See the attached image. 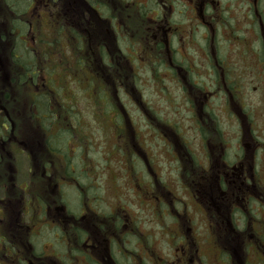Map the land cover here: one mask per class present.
<instances>
[{
	"label": "rangeland",
	"instance_id": "1",
	"mask_svg": "<svg viewBox=\"0 0 264 264\" xmlns=\"http://www.w3.org/2000/svg\"><path fill=\"white\" fill-rule=\"evenodd\" d=\"M26 1L29 2V0ZM32 1L18 5L12 3L17 5L15 7L21 13V18L18 17L16 21L15 37L18 35L19 39L27 40L26 43L20 42L22 43L21 48L18 49L20 52H29L32 49L30 55L35 53V57L37 52L40 56L43 55L39 61V77L43 73L52 74L54 72L52 64L59 66L58 72L54 76L55 85L52 87V92L54 93L59 88L60 98L64 100L65 109H61V112L56 109L49 121L55 123L58 116L61 115L52 132L57 134L59 130H66L62 134L61 143H58L60 146L59 155L49 151L45 144V132L40 129L29 114V89L24 84L25 81L20 83L10 77L0 80L2 115L5 116V113L10 115L12 107L10 110L8 107L11 100L15 101L18 98L20 103L17 114L22 111L24 115L23 119H16V123L12 122V130L9 133H5L7 129L4 128L8 116L3 118L0 123V196L8 197L7 207L18 210L19 223L29 225L37 219L35 211L39 209L40 203L46 202L47 208L52 209L57 204L55 203L57 197L62 200L60 190L55 186L56 182H73L79 188L89 185L90 179H92L93 186L96 188H91V195L105 196V201L98 203L96 208L100 212H109L111 204L116 207L122 206L135 217L138 229L145 233L146 239L138 230L137 238L142 241L149 240V244H152L153 252L151 255L150 252H145L144 260H142L144 264H158L156 261L160 259L159 256L165 258L163 264H177L173 262V259L175 256L176 259H179L177 253H180V257L182 256L181 248H179V243L182 241L175 233L181 230L177 221H180L184 236L189 237L193 245V239L196 238L199 241L197 242L198 246H194L199 249L200 255L199 257L198 254L194 256L193 264H215L217 247L210 242L211 236L206 230L204 222L205 215L199 210L197 201L192 196L196 192V188L200 186L199 179H197L198 173L195 171L196 169L191 171L192 167H189L188 170L181 169V164L177 161V157H180L181 160L188 152L183 148L182 140L187 142L186 145L196 157L195 162L198 165L205 164L206 161V157L203 156L200 132L193 116L192 107L189 106L188 94L192 96V91L197 92L193 85L200 88L204 83L207 84L208 89H216L209 112L213 114L219 126L220 139L217 134L213 137L215 145L211 150V157L214 161L211 167L216 166V170L217 165L219 166L218 156L223 140H230V143H227V155L230 160L234 159L238 148L242 152V146L245 149L243 152H247V156L251 155L248 146L251 145L250 139L253 138V133L255 132L258 140L264 139V63L261 61L259 53L260 47L262 48V39L264 42V0H257L254 6L252 0H224L225 2L230 1V3H221V0H218V3H214L213 10L217 12V18L221 17V19L218 18L214 27L211 22L209 25L203 23L202 27L197 28L195 40L183 41L182 36H176L171 40L175 53L177 49L182 50V56L186 57V62L188 61L190 64V61L193 62L194 59L197 61V66H193L196 70V72L193 70L196 77L192 78L188 73L187 77H191L193 80L185 79L191 88L188 93L184 94L181 83L172 75L175 67L173 70L166 71L164 64L159 63L155 64V69L150 66L141 68L140 78L137 80L141 97L135 89L132 91L140 97L136 104L143 109L145 116L142 110L138 109L127 96L126 91L118 90L117 93L129 113L127 119H122L119 115L118 123L123 121V127L125 125L133 127L130 134L123 137V149L115 146L118 142L117 130H113V127L106 129L108 126H104V131L100 129L103 126L98 118L100 109L96 105H92L91 98H89V93L92 92L96 95L98 103V100H102L99 81L105 76L101 64L102 59L100 55L94 53V50L99 46L96 45L97 38L95 37L104 38L101 33L104 32V29L94 26L96 11L88 6L87 13L84 12L87 3H69L67 10L70 13L72 27L64 25L67 33L60 28L58 30L60 36L57 34L58 39H56L55 26L49 21V19L54 20L55 14L50 17L51 7L49 6H52L53 12L56 13L55 10L59 5L57 12L59 14L63 10L65 1L62 0V3L58 1L57 6L55 3H49L50 0H41L37 4H33ZM204 7L206 8L205 4ZM254 7H256L255 10ZM253 11H255L258 22L253 19ZM203 13L206 15L207 21L211 19L204 10ZM190 14L192 12L188 10V20L182 19V16L177 18V20H181L180 30L183 34L188 28L192 30L195 26V20H191ZM5 17H8L7 8L0 1V26L6 31ZM112 25L114 38H117V35H122L119 31L116 32L115 25ZM50 27H52V31H50ZM210 33L213 38L215 36V41L214 39L208 40ZM242 33L246 34L245 38ZM11 37L14 38V35L12 34ZM60 38H64V41ZM53 39L55 40L51 45ZM123 40L125 41V37ZM124 41H119L122 43L120 46L123 52L128 55L129 50L127 51V49L130 48L123 44ZM106 44V50L113 49L114 43L111 40H106ZM195 44L196 46H194ZM248 45L251 46L248 47ZM256 47L259 56H253ZM8 50L9 48L5 52L6 56L2 63L0 62V71L3 68V72L10 64V59L7 60L10 56ZM74 50L76 51L74 52ZM217 50L230 62V95L234 96L233 103L230 99V104L227 103V96L221 87L217 89V86L212 82V75L209 71L212 59L210 51L216 52ZM176 56L179 59L180 53ZM70 58L73 59V66L77 70L71 68L70 72H66L70 65ZM77 59L82 61L81 67L75 65ZM86 60L92 62L90 71H93L94 74L93 77L88 76L92 78L91 80L86 75L85 66H90ZM27 75L33 76L35 71L30 68ZM155 75L158 76L156 77L158 80ZM39 77L29 80L33 82L42 80L47 82L48 80L45 74ZM25 80L28 79L25 78ZM88 81H90L89 84ZM232 82L237 85V88L234 89L231 86ZM107 85L111 87V84ZM127 90H130V87ZM110 91L115 93L113 87ZM198 94L199 92H197ZM106 104L107 101L104 102V105ZM152 106L153 109H151ZM60 107L62 108L61 103ZM155 108L157 112H154ZM149 116L155 129L160 127L164 129L165 127V134L170 135L171 148L166 145L163 136L159 135V131L150 127ZM101 118L105 123H108L111 118V110L107 108ZM9 120H11V116ZM250 127L256 131L251 130V136L247 131L244 134V142L240 143L241 129L244 131ZM133 129L136 131L135 135H132ZM19 142L25 145L29 154L31 152L32 162L28 154L25 155L22 151L19 155L14 153ZM254 151H256L257 157L255 169L260 174V178L251 181V190L255 193L252 194L253 200H249L247 203L250 211L248 221L251 219L252 223L258 224L261 222L264 227V207L260 205V197L264 195V156H261V149L258 146ZM63 156H65V160ZM67 161L69 166H67ZM93 161L96 163L94 170L88 164L89 162L92 164ZM72 163H74L73 168ZM29 165L32 166L31 169ZM134 169L137 171L135 172ZM73 175L76 177L77 184L73 180ZM87 176L88 179L90 178L89 182H87ZM210 182H215V180H210ZM75 189L77 190L76 187L65 185L62 194L64 193L66 200L63 199V201L67 202L69 209L80 213L76 210L82 208L86 195L80 191L76 192ZM153 191L162 197L164 194L168 196L164 202L174 205L175 212L172 215L166 217L167 207L157 213L155 209H158L159 206H155L154 199L157 196L153 194ZM168 191H171L176 197L173 202ZM23 210L26 211V214ZM177 213H181L180 218ZM7 218L10 220V216ZM238 223L241 227L243 226V221L239 220ZM235 224L237 225V222ZM223 226L226 228L227 222H224ZM43 234H46V237L41 240V243L35 240L36 247L40 250L48 249L51 242V231L45 230ZM200 238L209 242H200L198 240ZM133 240L135 241V239ZM262 242L264 246V234ZM232 244L230 243V246ZM62 246L65 245L62 244ZM135 247L136 245L133 244L132 248ZM60 249L61 253L62 250H65L62 247ZM204 253L206 257L203 256ZM187 255L192 257L190 252H187ZM151 256L155 258V261ZM262 256L264 257V253L261 255L257 252V254L252 253L249 258L252 264H264ZM191 263L187 258L185 264Z\"/></svg>",
	"mask_w": 264,
	"mask_h": 264
},
{
	"label": "flooded vegetation",
	"instance_id": "2",
	"mask_svg": "<svg viewBox=\"0 0 264 264\" xmlns=\"http://www.w3.org/2000/svg\"><path fill=\"white\" fill-rule=\"evenodd\" d=\"M58 1L59 0H53V3L57 6ZM33 2V4H37L39 0H33ZM62 2L63 1H60V3ZM218 2V0L72 1V3H87L84 12L87 13L88 6L95 10L94 26L98 29H104V32L100 30L104 38L95 37L97 38L96 45L99 46L94 50V53L100 55L102 59L101 64L105 73V76L99 81V87L102 90L100 96L102 100H98L100 104L99 108H101L100 115L104 116L106 109L109 108L111 110V118L108 123H105L102 118L99 119L102 120L104 126H108L106 129L113 127V130H117L118 142L115 146H119L123 149V137L129 135L131 128H133L127 127L126 125L123 127V121L118 123L119 115H121L122 119H127L129 114L125 109L122 98L117 93L118 90L121 89L122 91H126L128 94L127 96L135 103V106L138 107L136 102L137 99L141 97V92L138 90L139 86L137 84V80L140 78V70L142 67L146 68V66L155 69V64L159 63L164 64V69L166 71L173 70V67H175L172 75L181 83L184 94L188 93L191 88L185 79L193 80L192 78L196 77L193 73V70L196 72L193 66H197V61L194 59L193 62L190 61V64L188 61L186 62V57L182 56V50L180 51L177 49L175 53V49L172 48L171 40L175 39L176 36H182L183 41L187 39L195 40L197 28L202 27L203 23L209 25L211 22L212 27H214L218 18L221 19V17L217 18V12L213 10L214 3ZM220 2L230 3V1L225 2L224 0ZM254 3H257V0H252L253 6ZM255 9L256 7H254V10ZM58 10L59 5L58 9L55 10L56 14ZM188 10L192 12V14H190L191 20H195V26L192 30L188 28L186 33L183 34L180 30L182 25H180L181 20H177V18L178 16H182V19L188 20ZM203 10L209 14L211 17L210 20H206V15L203 13ZM50 12H53L51 8ZM253 19L258 22L255 11H253ZM112 24L115 25L116 32L119 31L122 35H117V38H114ZM243 35L245 38L246 34ZM123 37H125V41ZM214 38L210 33L208 40ZM106 40H111L114 43V47L110 51L109 49L106 50ZM119 41H124L123 44L130 48L127 49V51L129 50L128 55L123 52L120 46L122 43ZM194 46H196V44ZM250 46L251 45H248V47ZM263 47L264 42L262 39V48L260 47L261 50L259 53L261 55L260 59L264 63ZM256 50L257 47L254 49L253 56H259ZM75 51L76 50H74V52ZM178 53H180L179 59L176 56ZM210 56L212 59L210 60L209 71L212 75V82L217 86V89L221 87L227 96V103L230 104V99H232L233 103L234 96L230 95V62L227 60V57L222 55L218 50L216 52L210 51ZM86 62L90 64L89 67L85 66L86 75L87 77H93L94 73L90 71L92 69V62L91 60H86ZM188 73L192 78L187 77ZM156 77L158 76L155 75V78ZM88 79L91 80L92 78L88 77ZM156 79L158 80V78ZM89 83L90 81H88V84ZM108 83L111 84V87L107 85ZM43 86L47 88L46 84ZM43 86L40 83L34 84L33 87L38 91L36 94L42 91ZM193 86L197 89L199 94L197 95L196 91H192V96L188 94L190 98L188 101L189 106L192 107L193 116L200 132L203 156L206 157V165L201 164L200 168L202 171H205L204 175L210 174L209 179L215 180V182L211 185L205 182L207 177L201 175L202 179L201 177L198 178L200 186L196 188V192L193 193L192 196L196 199L199 210L205 215L204 218L206 219L204 222L206 224V230L211 236L210 242L217 247L215 253L217 261L215 264H252L249 258L252 253L257 254V252H259L261 255L264 253L262 242L264 227L261 222L258 224L252 223L251 219L248 221L250 211L247 205L249 200H253L252 194L255 193L251 190V181L253 182L254 179L257 180L260 178V174L255 169L257 164V150L254 152L253 150L258 146V148L261 149V156H264V139L262 141L258 140L254 132L256 130L251 127L244 131L241 129L242 134H240L239 137L240 143L244 142V134L247 131L249 136H251V130H254L253 138L250 139L251 145L248 146L251 155L247 156V152H243L245 149L242 146V152L241 149L238 148V153L235 154L233 160H230V157L228 158L227 155V143H230V140H223V145L220 147V154L218 156L219 166L217 165L218 168L215 170L216 166L214 168L211 167L214 161L211 157V150L215 143L212 138L205 137L201 124H203V119L207 113H211L209 112L211 107L210 103L214 98L216 89H208L206 83L200 88L195 85ZM231 86H233L234 89L237 88V85L233 82ZM112 87L115 93L110 91ZM128 87H130V90H127ZM133 89L140 93V97H138L137 93L135 95L132 92ZM236 92H238V90H236ZM36 94L31 98L37 97ZM89 94L91 102L96 105L98 103L96 101V95L92 92ZM167 99L169 98L167 97ZM105 101H107L106 105H104ZM109 101L114 102L113 108L110 107ZM49 103L51 104H48L50 109L53 110L54 103H52V101H49ZM37 105L38 103L34 105V112ZM153 108L152 106L151 109ZM138 109L142 110L144 115L143 109L139 107ZM154 112H157L156 108ZM149 119L151 122L150 116ZM3 124L5 125V123ZM7 127L8 125L6 124V128ZM150 127L154 130H158L159 135L163 136L166 145L170 146V135L165 134V127L164 129L162 127L155 129L152 126V122ZM209 130L211 131V129ZM48 131L51 130L45 129L46 136ZM102 131H104V127ZM135 134L136 131L133 129L132 135ZM215 134V130H212V135ZM46 136L45 140H48ZM185 144H187L186 141ZM46 146L49 151L59 155V147L54 150L48 144H46ZM27 154L30 156L32 162L31 152L30 154L27 152L26 155ZM63 157L65 160V156ZM177 158L179 159V157ZM178 159L177 161L180 163ZM88 164L92 170L95 169V161H93L92 164L90 162ZM29 167L30 169L32 168L31 165H29ZM73 167L74 163H72V168ZM136 171L137 170H135V172ZM88 176L87 182H89L90 179H88ZM73 177L76 183L75 175H73ZM65 185L67 187H76L73 182H56L55 186L59 188L62 200L57 197L55 200L57 204L52 209L47 208L46 202H43V204L40 203L39 209L35 211V213H37V219L34 222L31 220L32 224L29 225L19 223L18 210L8 208V197L5 195L0 196V264H144L142 260H144L143 257L145 252H150V255L151 252H153L151 249L152 244H149V240L142 241L137 238L139 229L134 220L135 217L122 206L116 207L112 204L109 212H100L96 206L101 201H105V196L101 197L100 194L95 196L91 195V188H96L93 186V183H89L86 187L80 186V189L78 188L79 191L81 190L82 193L86 195V201L84 200L82 208L76 210L80 212L77 213L69 209L67 202L64 203L63 201L65 196L62 192H64ZM153 194L157 196L156 199H154L156 201L155 206H159L158 209H155L157 213H160L161 209L164 207L168 208L166 217L175 212L172 203L168 205L164 202V199H167L168 196L164 194L162 197V195H158L154 191ZM168 194L172 196L173 202L176 197L171 191H168ZM120 204L122 205L121 201ZM260 205L264 207V195L260 197ZM23 212L26 214V211L23 210ZM8 216H10V220H8ZM177 216L180 218L181 213H177ZM227 218V227L225 228L223 223ZM239 220L243 221L242 227L238 225ZM235 222H237V225ZM177 224L180 225L181 232L183 228L180 221H177ZM45 230L51 231L52 233L50 247L40 250V248L37 249L35 240L41 243V240H43L47 234L42 235ZM180 232L178 231L175 233L182 241L180 242L179 239V248H181L180 252L182 256L180 257V253H177L179 259H176L175 256L173 262L185 264L188 258L189 262L191 261V264H193L194 256L198 254L197 256L199 257L200 255L199 249L195 248L199 241H197L196 238H192L194 246L190 238L186 235L184 236L183 231L182 234H180ZM140 233L146 239L145 233L143 231H140ZM133 239H135V241ZM198 240H200V242L207 241L203 240V238ZM230 243L233 244L230 246ZM62 244L65 246L63 247ZM133 244L136 245L134 249L132 248ZM61 247L65 248L64 251L62 250V253ZM140 250L141 252H139ZM187 252H190L192 257H189ZM203 256L206 257V254L204 253ZM159 258L160 259L156 261V263L163 264L165 258L160 256ZM153 259L155 261L154 257ZM260 259L262 260V258Z\"/></svg>",
	"mask_w": 264,
	"mask_h": 264
},
{
	"label": "trees",
	"instance_id": "3",
	"mask_svg": "<svg viewBox=\"0 0 264 264\" xmlns=\"http://www.w3.org/2000/svg\"><path fill=\"white\" fill-rule=\"evenodd\" d=\"M0 1L7 8L8 17L7 18L5 17V28H6V31L9 33V35H8V33L5 31V29L0 26V62L2 63V60L6 56L5 52H6L7 48H9L8 52L10 54V56L7 58V60L10 59L9 67L7 68V70L5 72H3L4 69L1 68L0 80L8 79V77H10L11 79H15L18 82H21L23 77L25 78L29 72L28 63H30V61L33 60L34 53H32V55H30L32 49H30L29 52L26 50H25L26 52H20V49H18V48H21V44L26 43L27 40L23 41L21 38L19 39L18 35L15 37L14 30L16 29V21L18 20V17L21 18V15H20L21 13L17 10V8L15 6H17L19 3H23V2L30 3V0H29V2L26 0H0ZM76 1H78V0H76ZM97 1H99V0H97ZM40 2H41V0H39L38 3H40ZM66 2L63 5V10L61 11V13H59L60 21H57L56 25L59 26L61 24L62 25L65 24V25L72 27L71 26V17H70V13L67 11V3ZM12 3H17V5L12 4ZM73 11H74V8H73ZM72 15H73V13H72ZM12 34L14 35V38L11 37ZM20 42H22V43H20ZM34 61H35V58H34ZM20 87H21V85H20ZM13 101L14 100H11L10 105H9V102L7 104V106L9 105V107H8L9 110L12 107V111H10V115L5 113V116H3L2 111L0 110V123H1V120L3 118H7V116L8 117L11 116V114H12V112L16 106L17 99L14 102ZM16 119H17V117L14 118L11 116V122L13 121L15 123ZM19 119L21 120L23 118H19ZM201 127L204 130L205 137L213 139V137L217 134L218 139H220L219 138L220 129H219V126L217 125V122L215 121V117L213 116L212 113H207V115L203 119V124H201ZM209 129H211V131ZM11 130H12V127H11ZM63 130L65 131L66 129H63ZM212 130H215V132H216L215 135H212ZM62 138H63V136H61V135H59L57 137V140L49 137L48 140L46 141V144H48L53 149H58L57 147H59V146L56 144H58L59 139H60V141H62ZM182 145H183V148L188 150V152L181 160H180V157L178 159L180 161V164H181V169L184 168L185 170H188L189 167H192L191 171L196 169L195 171L198 173L197 179L200 177L202 179L201 175L206 176L207 178H206L205 182L213 185V182H210L209 175H204L205 171H202L200 168L201 165H198L195 162L196 157H194L191 150L188 149L187 145L185 144V142L183 140H182ZM227 221H228V218L225 219V222H227ZM230 221H231V219H230Z\"/></svg>",
	"mask_w": 264,
	"mask_h": 264
}]
</instances>
